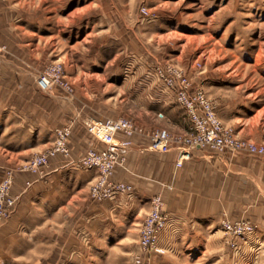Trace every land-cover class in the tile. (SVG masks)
I'll return each instance as SVG.
<instances>
[{
    "label": "rangeland",
    "instance_id": "rangeland-1",
    "mask_svg": "<svg viewBox=\"0 0 264 264\" xmlns=\"http://www.w3.org/2000/svg\"><path fill=\"white\" fill-rule=\"evenodd\" d=\"M0 36L22 42L36 78L47 66L62 65L74 94L68 97L57 88L50 93L70 107L72 118L85 117L83 129L85 120L116 118L163 128L165 119L157 116L174 113L177 103L155 70L176 65L205 92L220 122L237 137L243 139L235 130L238 124L253 126L257 135L264 131V0H0ZM3 44L0 52L6 51ZM195 62L201 63L199 70ZM243 140L264 144V139ZM35 155L21 162L14 156L0 182L5 172H16ZM16 174L13 197H18L12 189ZM222 219L203 234L185 224L176 230L168 215L159 237L164 253L152 255L148 264H264L257 226L243 220L254 233L235 239L222 231ZM50 229L32 233L23 228L8 239L0 237V264H133L137 251L127 248L75 247L69 256L59 248L63 236Z\"/></svg>",
    "mask_w": 264,
    "mask_h": 264
},
{
    "label": "crops",
    "instance_id": "crops-1",
    "mask_svg": "<svg viewBox=\"0 0 264 264\" xmlns=\"http://www.w3.org/2000/svg\"><path fill=\"white\" fill-rule=\"evenodd\" d=\"M0 42L6 46V51L0 52V175L14 156L20 157H15L18 162L29 159L52 144L55 129L74 124L69 157L52 158L43 179L28 173L15 175L12 189L18 202L0 231L2 239L23 228L33 233L47 227L63 236L59 248L66 254L75 247L81 251H137L140 225L150 200L160 195L163 210L175 219L176 230L185 224L194 233L209 234L222 218L242 219L254 223L256 236L264 240V158L246 153L218 155L192 150L176 167V149L159 154L146 150L147 144L136 139L113 176L114 181L132 186L130 197L92 201L88 186L97 173L77 169L74 163L87 149L103 145L83 129L85 117L72 118L64 101L38 90L35 71L27 61L31 53L21 50L22 42L1 36ZM172 110L174 113L165 110L162 127L183 135L187 128L183 111L176 104ZM251 127L238 124L235 130L243 139L263 140L264 131L257 135ZM27 181L29 187H25Z\"/></svg>",
    "mask_w": 264,
    "mask_h": 264
},
{
    "label": "built area",
    "instance_id": "built-area-1",
    "mask_svg": "<svg viewBox=\"0 0 264 264\" xmlns=\"http://www.w3.org/2000/svg\"><path fill=\"white\" fill-rule=\"evenodd\" d=\"M2 48L0 46V51ZM194 67L199 70L201 63L195 62ZM155 76L182 109L187 121L186 132L183 135H173L163 128L146 129L130 118L85 120V132L103 147L89 148L74 165L77 169L97 173L88 186L89 198L94 202L113 201L122 196L130 197L132 186L114 181L113 176L116 168L124 164L126 153L130 151L136 139L144 141L147 144L145 149L151 152L166 154L172 148L176 149V167H180L182 162L189 158L192 150H205L218 155L246 153L264 157V144L240 139L231 127L220 122L213 102L192 82L184 69L176 65H165L156 68ZM35 82L41 92H52L57 88L68 97L74 94V88L66 79L61 64H51L44 68ZM157 117L163 119L162 114ZM71 129V126L56 129L52 146L19 166L16 172L31 174L37 180L43 179L52 158L57 155L69 157ZM16 172H5L0 182V226L10 218L18 199L11 195ZM30 185V182H26V187ZM170 189L168 186L167 190ZM163 206L164 201L160 195L150 200V209L140 225L133 264H148L152 255L164 253V248L159 246L160 234L168 224V214L163 210ZM220 225L225 235L235 239L250 236L255 230L251 223L243 220L230 221L224 218ZM232 247H235L234 243Z\"/></svg>",
    "mask_w": 264,
    "mask_h": 264
}]
</instances>
